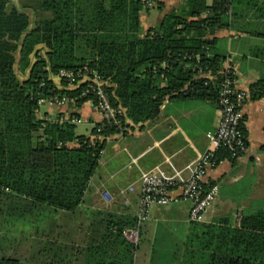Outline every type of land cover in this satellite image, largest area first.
<instances>
[{
    "label": "trees",
    "instance_id": "1",
    "mask_svg": "<svg viewBox=\"0 0 264 264\" xmlns=\"http://www.w3.org/2000/svg\"><path fill=\"white\" fill-rule=\"evenodd\" d=\"M238 1L186 0L144 31L145 0H39L51 14L35 23L10 0H0V193L22 201L28 212L41 204L74 211L84 201L106 139L123 132L126 119L144 123L174 95L217 104L219 80L198 77L193 68L197 56L205 71L217 74L223 66L225 57L216 53L211 35L232 27ZM87 63L108 81L112 104L123 110L124 130L97 131V123L91 135H80L75 123L61 121V112L38 115L39 100L50 95L65 96L75 107L94 101L82 95L86 84L70 87L62 80L59 86L54 80L60 69ZM250 94L264 96V79L250 85ZM71 115L80 117L77 111ZM225 158L236 161L239 155L220 149L216 164ZM135 222L110 218L107 233L89 248L95 264H134L136 247L122 232ZM193 223L188 253L198 264H264V207L244 211L238 225L228 215ZM0 264L20 261L1 258Z\"/></svg>",
    "mask_w": 264,
    "mask_h": 264
},
{
    "label": "crops",
    "instance_id": "2",
    "mask_svg": "<svg viewBox=\"0 0 264 264\" xmlns=\"http://www.w3.org/2000/svg\"><path fill=\"white\" fill-rule=\"evenodd\" d=\"M10 5L27 12L32 22V16L26 8L28 4L23 3L22 0H10ZM38 6L40 7V2ZM235 9L238 15L234 18L232 27L219 29L211 37L217 38L214 49L216 53L225 57L223 63L228 61L234 66L237 84L249 90V96L242 105L248 150L236 161L222 159L207 171L205 179L217 185L219 191L215 201L201 220L190 219L191 202L189 200L153 205L149 216L141 225L140 242L135 245L134 264H154L153 253L156 243L159 240L161 243L166 238L175 240L176 233L182 234V240L180 238L179 240L189 252L192 248L189 236L193 231V222L211 223L226 216L223 215L226 207L241 206L247 200H253L254 185L264 182V150L261 149L264 145V96L254 98L250 94V85L264 79V0H240L236 3ZM142 11L141 25L145 17ZM41 13L42 18H35L34 23L50 17L51 14L43 10ZM148 16L146 12V18ZM158 24L150 23L142 28L146 30ZM54 80L57 85H62L55 76ZM58 108L49 106L45 113H48V116H54L60 112L67 114L65 112L74 110L76 107L71 109L67 103ZM76 109L80 114L78 117L80 120L84 118L87 123L92 124L89 134L91 135L96 124L101 122L100 113L90 100ZM219 118L220 109L214 101L196 96L174 95L168 97L156 110L155 115L144 123L135 124L126 119V129L106 139L99 165L85 191L84 201L76 210L64 211L45 204L36 208L48 212L51 215L50 218L54 215L59 219L57 223L56 219L52 218L49 225L45 223L46 220L42 222L43 229L50 227V231L58 230L53 238L43 242V246L50 249L46 252L54 254L53 257L49 253L45 256L48 259L44 260L45 253L41 252V249H44L40 246L41 242H37L33 247L28 246V243L23 244L22 241L21 245H19L20 242L16 244L1 242V238L5 237L6 233H12L15 225L16 219L10 221V216L15 214L24 216L31 213L10 208L0 209V216H7L0 217V259L14 258L19 260L20 264H95L96 257L90 255L89 248L92 244L99 242L102 235L99 239V236L93 238L87 244L79 243L77 239L66 241L60 238L59 233L65 226L64 218L61 217L63 212L66 217H70V228L74 232L79 230L82 217L80 212L84 210V207L92 215L107 214V218L86 220L87 230L94 231L95 235L101 232L107 233L108 221L112 217H132L137 222L141 171L161 165L169 174L178 171L182 177H189L193 163L210 146L207 133L216 129ZM130 184H134L136 190L128 193L126 197L122 196L120 190ZM106 190L115 197L109 203L102 196V192ZM125 199H128L129 204L125 203ZM243 206L244 211L253 210L246 205ZM239 221L240 219H236L234 224L238 225ZM30 236L22 235V239H30ZM31 247L38 257L31 252ZM183 263L198 264V260L191 257L189 261L185 260Z\"/></svg>",
    "mask_w": 264,
    "mask_h": 264
},
{
    "label": "built area",
    "instance_id": "3",
    "mask_svg": "<svg viewBox=\"0 0 264 264\" xmlns=\"http://www.w3.org/2000/svg\"><path fill=\"white\" fill-rule=\"evenodd\" d=\"M199 62L200 58L197 56V64L193 69L197 70L198 77H210L212 80H219L217 105L220 109V118L218 125L215 130L207 133L210 146L193 163L189 177H182L178 171L169 174L161 165L147 171H141L137 222L122 232L123 237L134 245H138L140 242L142 222L149 216L153 205L189 200L191 202L190 219L193 221L201 220L218 193V186L205 179L207 171L216 164L218 151L228 149L234 155L241 157L248 150V139L243 129L242 105L249 96V90L237 84L236 70L228 61L223 64L217 74L211 73L210 70L205 71ZM167 66V62L164 61L162 67ZM55 77L60 81H66L70 87H78L81 83L86 84L87 87L82 95H92L94 101H90L93 102L102 117L101 127L97 131H101L105 126H116L124 130L120 119L123 110L112 104L108 91L109 83L96 69L87 63L75 70L62 68ZM68 101L67 97L56 94L41 98L39 104L47 103L51 107H57L67 104ZM67 120L77 123L80 119L68 114L63 115L61 121ZM102 153L103 149L100 151L101 155ZM135 190V185L130 184L122 188L120 193L126 197L128 193ZM102 196L107 203L115 198L107 190L102 192ZM125 201L126 204H129L128 199Z\"/></svg>",
    "mask_w": 264,
    "mask_h": 264
},
{
    "label": "rangeland",
    "instance_id": "4",
    "mask_svg": "<svg viewBox=\"0 0 264 264\" xmlns=\"http://www.w3.org/2000/svg\"><path fill=\"white\" fill-rule=\"evenodd\" d=\"M185 1L186 0H145V7L142 11V13L145 16V17H143V21H142L143 28L147 27L150 23L158 24L161 21V18L163 17V15L167 11H170L172 9H180V7H182L185 4ZM22 2L25 4H28L26 6V8L32 16V23H34L35 18L38 19L39 17H41L42 13H41L40 7L38 6L39 0H22ZM146 12L149 15L147 18H146ZM146 30H144V31H146ZM19 76L21 79L25 78L27 76V73H25V74L19 73ZM42 105H41L42 109L40 107L41 111L38 112V115L40 117L42 116L43 113H45L47 107L50 106L47 103H43ZM59 107H61V106H59ZM70 107H71V109L74 108V106H70ZM53 108L59 109L58 106L57 107L53 106ZM76 108L74 110H70L69 112H65V113H67L68 115L73 117L71 115V113H72V111H77ZM63 115H65V114H63ZM91 129H92V124L87 123L84 120V118H82L76 124L77 134L89 135L91 132ZM254 186H255V188H254L253 200H247V202L243 203L241 206H237V205L228 206V208L227 207L225 208L223 215L227 216V214H228V216L232 217V221L236 222V219L239 220L241 217L240 215L244 211L245 207L243 205H246V207L248 206L252 209L264 207V182L256 183ZM24 207L25 206H23L22 201L14 198L13 196H7L5 193L0 194V209H3V210L7 209L8 210L11 208V209H15V211H17V210L20 211V210H24ZM83 209L84 210L82 212H80L82 217L80 218L81 223L79 226V230L77 232H74L70 228V223H69L70 217H66L64 212H63L61 217L64 218L63 224L65 226L62 227V231H61V233H59L60 238L62 237L66 241L67 240L71 241V240L77 239V241L79 243L87 244L88 242L92 241L93 238L99 236L98 237V239H99L101 237V235L103 236L104 232H101L99 234L97 233V235H95L94 231H92V232L88 231L86 220L88 218H90L91 220L98 219L99 217L100 218H102V217L107 218L108 215L107 214L104 216L92 215V213L86 207H84ZM34 210H35V212L27 213L24 216H18L17 214H15L14 216H10L9 217L10 221H12V219H16V222H14L15 225L13 226L12 233H10V232L6 233L5 237L1 238V242L2 243L4 242L5 244H7V243L16 244V243L20 242L19 245H21V241H22L23 244L28 243V246L32 245V247L37 242H41L40 246L44 248V249H41V252H43V254L45 253L43 255V257H45V256H47V254L50 253V252L48 253L46 251H49L50 249L46 246L44 247L43 242L50 240V238H53L56 235L58 230L54 229V232L50 231L51 230L50 227L43 229L42 228V222L46 220L45 223H47L49 225L52 218H53V220L56 219L57 223H58L59 219L57 217H55L54 215H52V217L50 218L51 215L48 212L40 211L39 209H34ZM0 217H2V216H0ZM6 217L3 216L2 218H6ZM22 235H25V237L26 236L29 237L30 235L31 236H30V239H22ZM176 236L178 239L175 238V240H172V239L166 238L161 243H159L160 240L158 241V243H156L154 253H153L154 264H180V263L185 262V260H188V261L190 260V255L187 251V248L184 247L182 241H180V240H182L181 239L182 234L176 233L175 237ZM179 238H180V240H179ZM31 252L34 254V256L38 257V255H36L37 253L33 252V248L31 250ZM50 254L52 255V253H50ZM53 255H52V257H53ZM47 259H48V257L44 258V260H47Z\"/></svg>",
    "mask_w": 264,
    "mask_h": 264
}]
</instances>
